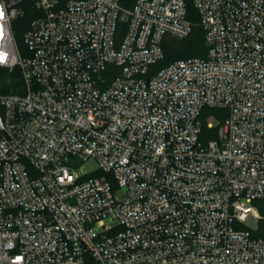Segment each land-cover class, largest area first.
<instances>
[{
	"label": "built area",
	"instance_id": "1",
	"mask_svg": "<svg viewBox=\"0 0 264 264\" xmlns=\"http://www.w3.org/2000/svg\"><path fill=\"white\" fill-rule=\"evenodd\" d=\"M24 1L0 0V264H264V0H195L207 54L168 64L186 0H30L21 52Z\"/></svg>",
	"mask_w": 264,
	"mask_h": 264
},
{
	"label": "trees",
	"instance_id": "2",
	"mask_svg": "<svg viewBox=\"0 0 264 264\" xmlns=\"http://www.w3.org/2000/svg\"><path fill=\"white\" fill-rule=\"evenodd\" d=\"M23 8L25 9L24 14L13 23L14 34L20 48L21 52H25V42L24 34L29 28L32 19L39 13V11L33 6L30 0H25L23 3ZM187 5V15L190 20L194 23V28L192 33L186 38H177L172 35L165 36L164 47L166 51V59L162 64H168L175 59L185 58V57H194V56H206L208 48L205 42L204 30L201 26L200 13L195 7V0H186ZM125 30V24L122 25L120 36L123 35ZM6 72V75L17 74L19 69L16 68L15 71L7 72V70L2 69ZM225 110L218 108L206 107L203 112V116L207 119L211 115H217L218 113L224 112ZM216 126L210 132V138L215 137ZM209 130L207 127L205 131ZM261 212L264 214V200H259L258 202ZM257 236H264V219L260 221L259 229L256 231Z\"/></svg>",
	"mask_w": 264,
	"mask_h": 264
},
{
	"label": "rangeland",
	"instance_id": "3",
	"mask_svg": "<svg viewBox=\"0 0 264 264\" xmlns=\"http://www.w3.org/2000/svg\"><path fill=\"white\" fill-rule=\"evenodd\" d=\"M209 121H211L215 126H218L219 124L218 118L215 116H211L209 118ZM84 169L86 171H95L97 169L96 161L91 159V160L84 162Z\"/></svg>",
	"mask_w": 264,
	"mask_h": 264
},
{
	"label": "water",
	"instance_id": "4",
	"mask_svg": "<svg viewBox=\"0 0 264 264\" xmlns=\"http://www.w3.org/2000/svg\"><path fill=\"white\" fill-rule=\"evenodd\" d=\"M0 125H1L2 129L5 131V128H4L3 123H2L1 115H0Z\"/></svg>",
	"mask_w": 264,
	"mask_h": 264
}]
</instances>
